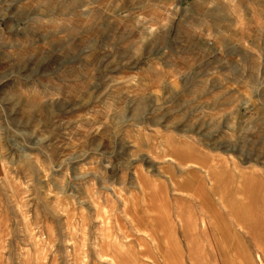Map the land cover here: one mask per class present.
Returning <instances> with one entry per match:
<instances>
[{"label":"rangeland","instance_id":"rangeland-1","mask_svg":"<svg viewBox=\"0 0 264 264\" xmlns=\"http://www.w3.org/2000/svg\"><path fill=\"white\" fill-rule=\"evenodd\" d=\"M245 5L242 41L225 0L198 11L210 43L175 10L106 25L103 0H42L20 34L0 10V264H264V0Z\"/></svg>","mask_w":264,"mask_h":264},{"label":"crops","instance_id":"crops-1","mask_svg":"<svg viewBox=\"0 0 264 264\" xmlns=\"http://www.w3.org/2000/svg\"><path fill=\"white\" fill-rule=\"evenodd\" d=\"M56 2L57 7L62 11H71V12H79L81 15H89L92 12H95L99 9V5L102 0H52ZM107 6L102 9V12H106L103 14L104 17H107V24L109 25L114 21H118L119 25H122L126 19L137 15L141 18L140 12L152 10L154 12H172L175 10L177 12V17L179 18V23H184L187 25L188 23L190 26L192 25V34L195 41H205L207 43L212 42L213 37V30L211 23L214 21V16L208 17L209 23L207 24V28L199 30L197 19L199 16L198 11L201 10L202 12H209L218 10L217 5H219L220 1L222 0H103ZM247 0H225V6H221L222 10L227 11L225 13V19L227 20L225 26L229 28L227 31V37H230L231 32L230 28L234 25L233 20L234 17L238 19V36L239 39L237 41H242L245 39V33L247 28V10H253L252 8H247L245 5ZM77 3V4H76ZM76 4V5H74ZM36 5H42V0H2L0 3V10L3 12L2 20L4 26L8 25L12 26L13 29H17V33L20 34V31H26L31 27H35L36 23H38L39 19H35L29 17V15L25 14L24 11L27 9H31ZM223 5V4H221ZM14 11V14L13 12ZM23 11V12H22ZM237 12V14H233V12ZM17 12L20 13V19L15 18ZM110 12V13H109ZM232 12V13H230ZM14 15V17H13ZM72 15H76L73 13ZM253 15V14H252ZM102 17V15H101ZM250 16L249 18H251ZM253 17L257 18V16ZM56 18V17H55ZM193 18V19H192ZM101 19V18H100ZM142 19H145L143 16ZM192 19V20H190ZM55 20V19H52ZM190 20V21H188ZM101 22V21H100ZM260 23V22H259ZM102 25H105L101 22ZM140 25V24H139ZM16 27V28H15ZM55 27H59L56 25ZM143 27V26H142ZM150 32L154 33L155 30L152 29V23L149 25ZM148 27V28H149ZM10 28V27H9ZM145 31H148V28H145ZM264 28V25H263ZM254 32V31H253ZM262 35L260 36L262 40H264V30L260 31ZM259 36V34H257ZM95 36V35H94ZM99 36H95V42L97 41ZM79 42L76 44L77 49L79 52H83V46L80 45V39L78 38ZM230 39H226L228 42ZM99 45L106 49L105 41H101L99 39ZM101 47V48H102ZM69 60L75 59L78 55L69 54ZM82 59H91L93 53H90L88 56L83 54Z\"/></svg>","mask_w":264,"mask_h":264}]
</instances>
